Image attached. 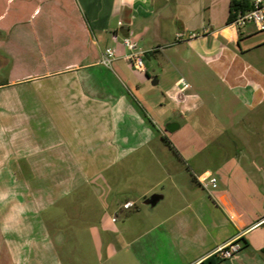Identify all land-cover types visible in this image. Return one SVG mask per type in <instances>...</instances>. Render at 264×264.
I'll use <instances>...</instances> for the list:
<instances>
[{"label": "crops", "instance_id": "crops-1", "mask_svg": "<svg viewBox=\"0 0 264 264\" xmlns=\"http://www.w3.org/2000/svg\"><path fill=\"white\" fill-rule=\"evenodd\" d=\"M15 1L22 6L14 26L26 24L36 40L16 42V62L24 64L32 57L34 53L25 50L31 43V47L37 44L47 67L0 82V89L43 80L48 84L46 103L39 102L29 112L22 105L28 114L21 125L29 129L30 137L21 133L13 143L6 137L2 146L9 157L15 154L20 175H43L34 161L44 157L54 161L45 170L52 180L47 193L57 191L61 196L49 206L63 200L66 208L94 203L124 213L136 208L139 213L140 203L149 206L144 201L159 194L162 198L152 208H160L147 218L155 219L144 232L148 241L141 251L148 264H202L218 247L238 238L247 245L220 264H264V171L249 170L243 162L261 159L263 141L243 139L247 142L241 141L243 150L237 147L222 162L224 158L210 154V107L198 92L189 93L196 88L210 95L211 72L243 106L255 110L264 104V74L246 59L252 48L242 46L251 33L235 31L228 24L232 1L252 7L254 0ZM47 2L49 11L43 6ZM51 11L59 17H52L56 23L49 24L50 35L41 41L36 21ZM125 38L147 52L146 71L140 72L144 77L133 74L135 80L161 83L163 74L151 75L147 67L158 54L162 68L174 72L170 90L176 94L182 78L191 83L185 97L176 100L182 108L178 116L183 121L194 117L189 129H206V135L194 131L189 139L174 138L182 125L172 121L180 128L169 137L160 127V108L166 106L145 101L146 108L127 83L99 64L102 53L113 49L117 69L122 71L124 63L129 69ZM7 61L0 55V65ZM175 74L185 76L178 79ZM127 80L133 84V79ZM164 138L173 141L178 155ZM244 145L251 149L244 151ZM203 173L217 177V189L220 182L223 189L210 196L195 178ZM31 191L0 189V264H25V255L30 256L15 233L18 225L31 222L29 214L38 213ZM128 202L134 206L124 209ZM49 241L50 254L55 255V245Z\"/></svg>", "mask_w": 264, "mask_h": 264}, {"label": "rangeland", "instance_id": "rangeland-1", "mask_svg": "<svg viewBox=\"0 0 264 264\" xmlns=\"http://www.w3.org/2000/svg\"><path fill=\"white\" fill-rule=\"evenodd\" d=\"M19 3L15 0H0V25H2L0 27V55H3L8 60L7 63L0 65V82H11L12 78L21 77L26 73L33 72L35 69L45 70L47 67L46 61L36 47L37 44H33L31 47V43L28 44V48L25 47V50L33 52L34 54H31L32 57H28V62L24 64L16 62L17 57L16 53H14L16 51L14 45L17 41H21L23 44H27V42L36 43L33 31L27 29L26 24L23 27L14 26L16 11L22 6ZM43 6L46 11H49L51 4L47 2ZM51 14L52 11L41 18L39 17L36 21L41 41L50 35L51 26L49 24L56 23V19L53 20L52 17H59ZM245 32L247 34L251 33V35L247 37V40L244 39L242 46L252 48L251 54L246 59L264 74V31L259 32L253 24H248ZM152 55L149 54L150 57ZM158 57V54L151 57L147 67L150 68L151 75L163 74V79L159 85H153L152 80L148 82L135 80L132 77L133 74L141 78L144 75L133 69L129 64L128 69L126 63L120 65L122 71L117 69L114 63L112 68L109 69L127 83L135 98L142 102L146 108L145 101L156 105V107H159L158 105L161 103L166 106L163 109L160 108V127L166 135L169 137L173 135L166 130V125L172 121H179L182 125V128L173 136L174 138L178 137L186 140L191 138L195 132L200 133L201 136L206 135V129L195 128L193 131L189 129L188 126L190 124L193 126L192 123L196 122L194 117L183 121L178 116L181 115L180 111L182 108L176 101V94L170 90L171 85H169V77H174V72L165 71L162 68V64H159ZM175 76L179 79L185 75L175 74ZM127 78L133 79V84H130ZM47 84L48 82L43 80L35 84H14L0 89V155H4V159L0 160V189L20 190L22 194L26 193L25 191L32 190L31 192L35 197L34 206L38 207L37 214L28 215V219H31L32 215L31 222L18 225L20 228L15 233L16 237L20 241L22 240L25 247L31 251L30 256L25 255L24 263L148 264L149 260L145 259L142 255L143 253H141L143 246L148 241V236L144 232L154 224L152 221L155 218L151 221L147 218L153 211L157 213L159 206L152 208L140 203L139 209L141 211L139 213L136 208L124 213L114 207L105 209L94 203L82 208H66L65 204L67 202L63 200L54 204V206H49L50 201L61 196V192L57 191L47 193L48 184L52 180L51 177L45 174V170L54 161L47 160L45 157L34 161L38 163L39 170L37 172L43 173V175H20L14 164L16 162L15 154L12 153L9 157V152L3 149L2 144L6 137L11 139V143L18 141L19 135H22L21 133H25L24 136L30 137L29 129L21 125L26 122L23 116L25 113L28 114L25 110H32L31 108L37 106L39 102L46 103ZM190 92L194 94L198 92V95L210 107V118L208 119L210 120V154L215 153L221 159L224 158L222 159L223 161L220 159L217 163L225 162V158L234 154L237 147H241L243 150L241 141L247 145L245 140L253 139L257 144L263 141L262 145H259L260 147L257 145V148L259 147V151H261V159L243 162L245 165L248 164L249 170L254 171L260 168L264 171V104L255 110H250L243 106L236 100L221 79L211 72L210 95L203 91L199 93L196 88L189 90ZM207 96H210V98ZM200 113L206 114L205 111ZM151 115L155 119L157 118L155 114L151 113ZM36 132L41 135L42 131L37 129ZM171 142L176 149V145L173 141ZM246 145H244L246 148V150L244 148V151L247 152L251 149L249 148L251 146ZM18 156H22V152ZM20 160L25 162V160ZM5 162L8 163L7 166L2 165ZM212 162L210 165H212ZM55 178L56 180L58 179V177ZM221 189H223V185L220 182L219 189L215 191ZM49 239L55 245V255L50 254ZM23 244L21 245L22 247H24ZM138 249L140 252L137 251ZM153 262L155 261L152 260Z\"/></svg>", "mask_w": 264, "mask_h": 264}, {"label": "built area", "instance_id": "built-area-1", "mask_svg": "<svg viewBox=\"0 0 264 264\" xmlns=\"http://www.w3.org/2000/svg\"><path fill=\"white\" fill-rule=\"evenodd\" d=\"M248 24H253L255 29L259 32L264 31V0H254L250 9L236 12L235 18L229 26L235 31H241L245 29ZM180 37L181 36L179 35V38ZM123 43L128 51L126 55L128 63L138 72H145V56L147 52L140 48L137 43L130 38H125ZM115 60V50L106 49L101 55L99 64L106 68H112ZM190 88L191 85L184 78L180 79L176 83V100H182L185 97L186 91H188ZM195 178L203 186L207 193L210 196H213L214 191L218 187L217 177L209 173H203L200 175H195ZM133 206L134 204L132 202H128L123 205V208L131 209ZM242 247L243 244L240 242V238L234 239L218 247V249L214 252V255H217L223 260L232 259L240 253Z\"/></svg>", "mask_w": 264, "mask_h": 264}, {"label": "trees", "instance_id": "trees-1", "mask_svg": "<svg viewBox=\"0 0 264 264\" xmlns=\"http://www.w3.org/2000/svg\"><path fill=\"white\" fill-rule=\"evenodd\" d=\"M250 8L251 7H249L248 5H244L242 2L232 1L231 11H230V15L228 17V24H230L234 20L236 12L245 11V10H248ZM164 142L171 150H173L177 154V150L173 147V145L171 144V142L169 140L164 138ZM240 242L243 244V247H242V249H243L247 245V243L244 242L242 239H240ZM263 252H264V250H263ZM223 261L224 260L219 258L217 255H212L209 258H207L205 261H203L202 264H220Z\"/></svg>", "mask_w": 264, "mask_h": 264}, {"label": "water", "instance_id": "water-1", "mask_svg": "<svg viewBox=\"0 0 264 264\" xmlns=\"http://www.w3.org/2000/svg\"><path fill=\"white\" fill-rule=\"evenodd\" d=\"M153 85H156L155 81L153 82ZM179 128H180V125L177 122H171V123L166 125V130L169 132H175ZM161 198H162V195L154 194L151 197H149L148 199H146L144 201V204L149 205L151 207H154L160 201Z\"/></svg>", "mask_w": 264, "mask_h": 264}]
</instances>
